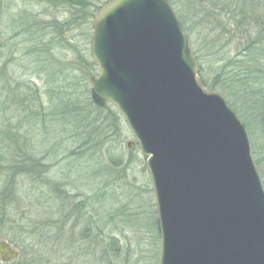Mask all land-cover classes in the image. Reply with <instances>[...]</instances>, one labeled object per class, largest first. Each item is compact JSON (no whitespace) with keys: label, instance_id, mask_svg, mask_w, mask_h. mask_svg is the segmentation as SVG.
<instances>
[{"label":"rangeland","instance_id":"obj_1","mask_svg":"<svg viewBox=\"0 0 264 264\" xmlns=\"http://www.w3.org/2000/svg\"><path fill=\"white\" fill-rule=\"evenodd\" d=\"M67 1L74 5L51 9L55 5L50 0H0V163L14 168L0 169V242L17 239L19 224L32 247L25 254L10 243L19 255L6 262L0 257V264H160L152 178L133 132L111 103L91 116L102 121L93 125L97 131L78 127L79 119L71 112L74 104L78 110L79 101L91 97L90 80L99 74L90 49L92 15L111 0ZM171 1L179 18L186 20L192 49L213 60L216 55L205 51L212 40L210 30L195 14V1ZM248 8L256 10L254 0ZM28 19L37 27H63L65 44L72 43L77 54L68 55L65 44L63 50L53 49L50 57L58 52L63 58L45 63L44 71L40 57L31 52L35 28ZM231 42L220 55L229 44L235 52L236 43ZM29 78L36 81L43 103L37 104L33 95L31 110L14 95L20 90L19 97H25ZM212 89L228 100L223 88ZM232 107L246 124L254 159L263 160L260 117L255 111L246 113L240 103ZM130 141H135L131 147Z\"/></svg>","mask_w":264,"mask_h":264},{"label":"water","instance_id":"obj_2","mask_svg":"<svg viewBox=\"0 0 264 264\" xmlns=\"http://www.w3.org/2000/svg\"><path fill=\"white\" fill-rule=\"evenodd\" d=\"M92 27L91 98L118 108L147 157L160 264H264V183L248 129L199 75L170 1L111 0ZM18 255L0 242L2 261Z\"/></svg>","mask_w":264,"mask_h":264},{"label":"trees","instance_id":"obj_3","mask_svg":"<svg viewBox=\"0 0 264 264\" xmlns=\"http://www.w3.org/2000/svg\"><path fill=\"white\" fill-rule=\"evenodd\" d=\"M194 1L196 7H198L195 8V14L200 18V22L204 24L203 27L210 30V36L212 37L211 43L206 45L208 50L203 49L207 52L212 51L216 55L213 60L206 61L200 56L199 51L193 50L199 63V75L204 79L208 87L223 88L224 91H227L225 95L229 102L232 103V106L240 103L246 113L251 114L255 111L256 116L261 119L260 129L262 134H264V4L262 5L259 1L254 0L256 10H249V4L253 0L250 2L249 0ZM107 2L102 3L97 10ZM170 2L173 5L171 0ZM72 4L73 2L67 0L62 1V6L65 5V8L70 7ZM97 10H95V13H97ZM182 21L185 26V32L190 38L186 20L183 18ZM66 40L65 35L64 42ZM229 41L236 43L235 52H232V46L229 44V48L220 55L221 51H223L222 48H225L224 45ZM207 65L209 69L206 68L205 71V66ZM64 68L65 70L67 69L65 65ZM14 95L18 96V100L23 105L25 102L24 98L19 97L20 95L22 96L21 91H16ZM232 98H234L235 102ZM109 105L111 104L106 106L108 107ZM78 108L76 110V105L74 104L71 112L79 119L78 127L80 126V128L91 126L94 128L93 125L100 124L102 121L99 122L100 120H97L96 117L91 118V116H93L94 112H101L106 109L96 106L89 96L79 101ZM86 108L89 113L85 112ZM115 113L119 116L117 111ZM39 114H42L41 111H39ZM93 130L97 131L98 125ZM251 132L253 133L252 130ZM261 148L264 149L263 146ZM253 153H255V150H253ZM255 160L264 182V159ZM8 168L14 171L13 167H6L0 163V169L4 170V172ZM21 169H24L23 164ZM32 175L36 178L38 176L35 173H32ZM41 176L42 174L39 176L40 179L42 178ZM7 192L9 194L12 193L10 190ZM2 193L6 197V193L4 191ZM16 228L19 229L18 238H14L10 243L20 247L25 254H29L28 250L32 249V247L30 243L28 244L27 237L21 231V229H25L19 224ZM26 262H28V259Z\"/></svg>","mask_w":264,"mask_h":264},{"label":"flooded vegetation","instance_id":"obj_4","mask_svg":"<svg viewBox=\"0 0 264 264\" xmlns=\"http://www.w3.org/2000/svg\"><path fill=\"white\" fill-rule=\"evenodd\" d=\"M49 1V0H48ZM62 1L63 0H50V4L51 2L54 3L55 6H52L51 9H54V7L56 9H58L59 7L62 6ZM41 2H43V0H41ZM55 9V10H56ZM63 9V8H61ZM61 9L58 10L59 14L61 13ZM33 14L30 15V17L32 18ZM95 16V12H93V17ZM31 22V27L35 28L33 29L34 32H32V34L34 35L33 38H31L32 44H33V49L31 50L32 53H35L36 56L40 57L39 58V62L42 64V66H44L45 63H50V62H57L58 58H62L63 57H59L58 52L54 54V57H50L47 53L54 51L53 49L57 50H63V45L65 44L64 42V37H63V27H58V26H49V29L47 27H37L36 21H32V19H28L27 22ZM63 24V22L61 23ZM38 35H37V34ZM69 37V36H68ZM72 44V43H71ZM70 44V42L67 44L69 47V52L67 53L69 55V53L71 52L72 55H76L77 51L72 47V45ZM26 56V54H25ZM42 56V57H41ZM58 57V58H57ZM68 59H70L68 57ZM72 59V58H71ZM66 60V59H65ZM77 60V58H76ZM64 61V60H63ZM70 65H75V60L74 61H70ZM63 66V70H64V63L62 64ZM44 71H45V66H44ZM36 72V71H35ZM56 74V73H55ZM50 76L53 75V73H49ZM58 74H56L57 76ZM34 79L29 78V83H25V97H24V101L29 104V108H31L30 103L32 104L33 102V95H34V101L37 102V104L39 103L40 106H43L42 103V99H41V95L39 93V91L36 90V86L34 85L36 83V81L34 80V83L32 82ZM51 80H56L58 81L59 78L58 77H52ZM26 82V81H25ZM32 99V101H31ZM41 106V107H42Z\"/></svg>","mask_w":264,"mask_h":264},{"label":"bare ground","instance_id":"obj_5","mask_svg":"<svg viewBox=\"0 0 264 264\" xmlns=\"http://www.w3.org/2000/svg\"><path fill=\"white\" fill-rule=\"evenodd\" d=\"M170 1V0H169ZM171 3V2H170ZM173 6V5H172Z\"/></svg>","mask_w":264,"mask_h":264}]
</instances>
